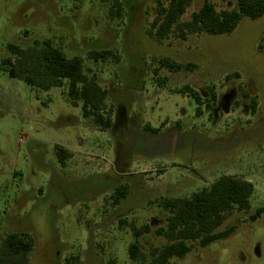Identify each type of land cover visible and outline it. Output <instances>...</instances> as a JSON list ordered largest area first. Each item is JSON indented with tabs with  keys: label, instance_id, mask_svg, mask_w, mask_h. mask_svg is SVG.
<instances>
[{
	"label": "rangeland",
	"instance_id": "374dc122",
	"mask_svg": "<svg viewBox=\"0 0 264 264\" xmlns=\"http://www.w3.org/2000/svg\"><path fill=\"white\" fill-rule=\"evenodd\" d=\"M203 2L193 0L182 20ZM211 2L217 10L235 6ZM156 16L157 0H0V62L10 44L48 40L83 58L84 73L108 90L115 112L112 128L100 132L65 88L31 89L0 71V240L31 235L29 264H136L128 255L132 226L150 227L139 238L149 256L166 244L156 234L167 216L160 198L190 197L222 176L253 184L250 210L216 230L234 227L228 238L189 242L191 250L168 264H264V212H257L264 207V17L243 18L230 35L158 42L148 34ZM92 50L116 51L120 60L95 63L87 59ZM159 58L195 68L160 69L165 87L156 88ZM185 86L203 97L213 86L217 105L204 103L197 116L195 100L174 93ZM245 95L258 102L254 114ZM56 145L74 154L63 170ZM121 185L128 198L117 208L105 203ZM120 218L129 227L121 229Z\"/></svg>",
	"mask_w": 264,
	"mask_h": 264
},
{
	"label": "trees",
	"instance_id": "16d2710c",
	"mask_svg": "<svg viewBox=\"0 0 264 264\" xmlns=\"http://www.w3.org/2000/svg\"><path fill=\"white\" fill-rule=\"evenodd\" d=\"M234 1V7L217 10L211 0H204L201 8L194 11L189 20L183 21L193 0H169L166 4L157 0V16L148 34L158 42L170 37L187 40L189 36L196 35L225 36L232 34L243 18L258 20L264 17V0ZM117 6L120 12V4L117 3ZM8 50L10 56L0 62V71L10 79L22 81L29 88L41 91L65 88L69 99L81 104L83 118L96 129L106 131L113 126L114 106H107L106 103L108 90L98 84L95 76L89 77L84 73L82 57H67L48 40L29 48L10 44ZM87 59L95 63L108 60L117 63L120 60L116 51L112 50H92L87 54ZM152 64L155 65L152 80L156 88L165 87V80L157 76L160 69L180 72L195 68L194 64H182L166 58L155 59ZM208 90L206 98L190 86L174 93L189 95L194 99L198 106L196 115L201 116L205 102L216 103L218 100L215 88L212 86ZM245 98L249 99L254 114L258 107L257 100L247 95ZM71 156L65 152L60 160L66 165ZM254 191L253 184L247 180L222 176L190 198L163 199L158 204L167 216L165 225L157 229L156 234L163 237L166 244L152 249L148 256L141 250L138 240L141 235L150 232V227L137 229L132 226L135 242L128 248L130 260L136 264H168L172 259H182L191 250L189 242L206 247L216 240L228 238L235 231L234 227L218 233L216 230L234 212L250 210ZM127 194V187L119 189L111 203L119 204ZM257 212L263 213L264 207ZM119 227H129V223L121 221ZM34 245L29 234H7L0 240V264H29V254ZM107 264L117 263L110 260Z\"/></svg>",
	"mask_w": 264,
	"mask_h": 264
},
{
	"label": "flooded vegetation",
	"instance_id": "af4514ba",
	"mask_svg": "<svg viewBox=\"0 0 264 264\" xmlns=\"http://www.w3.org/2000/svg\"><path fill=\"white\" fill-rule=\"evenodd\" d=\"M207 97V96H206ZM205 97V98H206ZM74 102H76V101H74ZM217 103H218V100H217V102L216 103H209V102H205V104H208V105H217ZM209 108H210V106H209ZM115 113V112H114ZM216 114V113H215ZM115 115V114H114ZM112 128V127H111ZM110 128V129H111ZM110 129H108V130H110ZM149 128H147L146 130H148ZM98 130V129H97ZM108 130H106V131H108ZM100 131V130H99ZM106 131H100V132H106ZM153 131V130H152ZM159 130H154V133H160V131L158 132ZM65 152H69L72 156L67 160V162H66V165H64V163L60 160V157H62V156H64V154H65ZM55 155H56V159H57V162H58V164L60 165V167L62 168V170L63 169H65L66 167H67V164H68V161L69 160H71L73 157H74V154L68 149V148H66V147H63V146H60V145H56L55 146ZM221 178V177H220ZM219 179V178H218ZM216 181V180H215ZM214 181V182H215ZM213 182V183H214ZM212 183V184H213ZM211 185V184H210ZM210 185H209V187H210ZM125 187H127L128 188V194H129V192H130V188L128 187V185H121V186H119V187H117L115 190H114V192L108 197V196H106L103 200H104V202L106 203H109V205L110 206H113V207H115V208H117L118 206H120L121 205V203H122V201L123 200H125V199H127L128 198V194H127V196L125 197V199H123L119 204H117V205H113L112 203H111V200H112V197L118 192V190L119 189H121V188H125ZM205 188H208V187H205ZM205 188H203V189H205ZM202 189H200V190H198L197 192H199V191H201ZM43 191L44 190H42V189H40V193H43ZM196 193V192H195ZM195 193H193V194H195ZM192 194V195H193ZM191 195V196H192ZM190 196V197H191ZM108 197V198H107ZM190 197H181V198H190ZM160 199H173V198H166V197H162V198H160ZM102 200V201H103ZM158 206H159V204H158ZM166 220V219H165ZM121 221H127V222H129L127 219H123V218H120V219H118L117 220V222H118V225L120 226V224H121ZM155 222H156V220H154ZM154 222V223H155ZM132 223V222H131ZM164 225H165V221H164ZM163 225V226H164ZM142 227H144V225L142 226ZM142 227H140V229L142 228ZM162 227V226H161ZM15 234H27V233H15ZM31 236V235H30ZM32 237V236H31ZM139 241V240H138Z\"/></svg>",
	"mask_w": 264,
	"mask_h": 264
}]
</instances>
